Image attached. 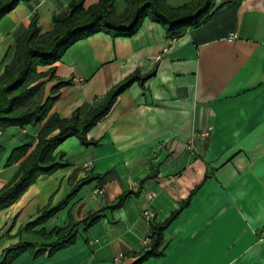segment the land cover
<instances>
[{
  "label": "crops",
  "instance_id": "0c3cea01",
  "mask_svg": "<svg viewBox=\"0 0 264 264\" xmlns=\"http://www.w3.org/2000/svg\"><path fill=\"white\" fill-rule=\"evenodd\" d=\"M75 1L30 0L5 15L0 75L33 18L40 34L48 33L52 18ZM82 1L87 10L101 0ZM107 1L117 17L124 14V0ZM191 1L165 3L177 8ZM211 15L173 40L148 19L131 38L96 34L39 69L49 71L41 80L42 103L57 100L41 124L0 130V138L9 134L6 143L0 139V190L19 166H6L12 150L28 146L29 154L54 118L70 119L76 110L84 116L130 76H153L121 93L87 133L97 146L65 140L54 153L60 169L0 211V260L7 248L26 243L43 253L25 251L11 264H134L149 249L150 224L163 223L193 193L163 231L162 256L143 264H264V0H214ZM79 184L64 210L23 231ZM124 194L123 205L110 209ZM97 210L96 224L77 225L74 243L48 255L56 238L41 232Z\"/></svg>",
  "mask_w": 264,
  "mask_h": 264
},
{
  "label": "trees",
  "instance_id": "16d2710c",
  "mask_svg": "<svg viewBox=\"0 0 264 264\" xmlns=\"http://www.w3.org/2000/svg\"><path fill=\"white\" fill-rule=\"evenodd\" d=\"M28 1L30 0H0V20L20 2ZM233 1L240 3L243 0ZM82 2H72L66 12L55 15L52 18V30L45 34H40L36 19L33 18L27 31L16 41L12 60L0 75V130L35 126L46 120L57 97L49 96L42 103L41 80L49 76V71L41 73L39 69L53 66L75 43L100 33L113 39L131 38L145 19L159 25L163 28L166 38L173 40L205 25L212 17L214 6V0H192L189 4L177 8L168 7L165 0H124L125 12L117 17L110 1L101 0L87 10L82 8ZM151 76L153 73L144 78L130 76L113 88L99 104L91 107L84 116H80L76 110L70 119L54 118L41 129L36 145L29 154L28 146L12 150L6 166L17 163L19 166L12 180L0 190V211L13 205L39 177L50 176L60 169L61 165L54 153L65 140L74 137L83 146H97V143L87 140V133L107 115L121 93L135 82L143 83ZM51 78L52 76L49 79ZM63 85L53 88L51 95ZM53 133L56 134L49 137ZM82 185L79 184L73 189L56 207L43 211L34 222L27 224L23 231L31 232L34 227L64 210ZM192 194L163 223L150 224L149 249L134 264H143L150 258L162 256L163 231L178 217L181 210L187 207ZM128 197L129 194L120 196L110 209L121 207ZM100 213L102 210L83 216L77 214L78 221L74 225L70 223L66 228L53 230L49 234L41 232V235L48 239L56 238L47 246L48 255L71 246L75 241V227L87 222V227L93 226L98 222ZM70 219L69 215V221ZM34 249V245L26 243L7 248L0 264H11L25 251L32 252L35 257L43 253L42 250L34 253Z\"/></svg>",
  "mask_w": 264,
  "mask_h": 264
},
{
  "label": "built area",
  "instance_id": "2783aa9c",
  "mask_svg": "<svg viewBox=\"0 0 264 264\" xmlns=\"http://www.w3.org/2000/svg\"><path fill=\"white\" fill-rule=\"evenodd\" d=\"M231 39H236V37H235V36H231ZM207 135H208V130L205 131V132H201V133L199 134V138L203 139V138H205ZM84 167L87 168L86 165H85ZM260 236H261V238L264 239V228H263V230L261 231ZM119 256H120V255H119Z\"/></svg>",
  "mask_w": 264,
  "mask_h": 264
},
{
  "label": "rangeland",
  "instance_id": "374dc122",
  "mask_svg": "<svg viewBox=\"0 0 264 264\" xmlns=\"http://www.w3.org/2000/svg\"><path fill=\"white\" fill-rule=\"evenodd\" d=\"M6 133V135H4L3 137H1L0 139H2V138H4V139H2L1 141L2 142H4V143H6V140H7V138H8V136H9V134H8V132H5ZM6 146V145H5ZM4 146V147H5ZM8 146V145H7ZM12 149V148H11ZM11 149H10V151H11ZM12 166V165H11Z\"/></svg>",
  "mask_w": 264,
  "mask_h": 264
}]
</instances>
